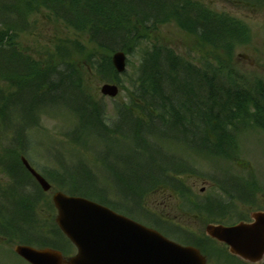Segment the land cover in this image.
<instances>
[{
  "label": "trees",
  "instance_id": "16d2710c",
  "mask_svg": "<svg viewBox=\"0 0 264 264\" xmlns=\"http://www.w3.org/2000/svg\"><path fill=\"white\" fill-rule=\"evenodd\" d=\"M18 1L19 3L3 4L0 7V16L3 17L0 20V57H6V61L9 62L7 69L1 70L0 65V79L17 86L19 92L21 90L27 92L26 95L33 96L29 106L20 105L23 113L22 121L27 117V113L34 114L38 106L35 100L40 93L45 97L43 106L48 104L49 93L61 89L66 91L67 96L74 94L81 102L84 101L80 93L82 89L80 64L84 67L90 65L95 67L98 64L96 58L99 57L103 61L99 67L101 74L107 76L110 81H119L111 64V55L122 42L124 44H121L120 48L130 53L134 47L150 40L148 37L151 30L170 21H175L184 29L193 30L196 26H200V32L206 37L211 34L208 27L212 26L213 29L216 25L211 22L207 14L206 16L190 15L192 20L187 23L189 12L187 13L183 0H39L56 18H62L76 32L88 34L92 45L88 48L77 39L58 40L59 43L55 45V51L50 59H46L44 64H41L34 62L31 55L26 57L21 51L14 49V45L7 41L12 39L10 32L13 33L16 26L6 20V9L12 6L17 12L16 17L20 14V5L30 2V0ZM226 21L221 19L216 25L221 39L218 45L210 49L218 63L213 67L208 65L197 68L181 59L166 45H154L145 49L138 76L129 81L133 90L128 94L129 101L125 105V110L121 111L120 136L111 128H107L103 122L102 126L100 119L97 118L113 142L126 139L131 141V144H135V149L138 151L142 149L147 153L148 150L160 152L155 144L172 143L168 141L170 138L165 139L155 135V127L164 125L181 128L184 132H192L193 135L198 131L197 137L190 141H182L184 146H175V151L178 153L185 148H191L197 152H205L206 157L235 159L232 152L236 147V137L244 127L249 126L264 131V83L261 79L251 80L244 73L237 72L221 61L222 52L228 56L227 59L233 56L234 44L229 35L249 36V30L238 23L235 24V28H229L230 24ZM240 41L241 39L238 38L237 42ZM58 57L59 61H57ZM75 58H78L77 61ZM14 62L26 67L23 78L19 73L13 74V71L19 70ZM192 74L198 78L195 85L186 80V76ZM77 79L79 84L76 83ZM182 80L185 81L180 88L178 82ZM182 89L186 90V95L182 93ZM178 95L186 96L188 104L177 99ZM0 115L3 118L7 117L5 106L0 107ZM84 122L85 128L82 132L99 135V131L93 128L90 120L87 124L86 121ZM123 124H126L127 128L132 126L133 131H124ZM17 134L20 137V133ZM75 144L84 146L87 142L78 141L76 138L74 146ZM15 151L8 149L5 156L0 159L4 172L12 179L11 195H7L8 198L23 192L25 183L31 180ZM112 159L110 163H104L109 182L107 183L118 186L120 184V188L126 186L133 192H138L140 202L145 196L156 193L167 195L169 200H172L173 196L183 198L186 195L191 202V195L188 193H191L192 189L187 186L185 179L189 178L190 174L193 175L194 170L188 163L173 158L168 162V167H164L146 153L140 158L143 161L141 163L138 162L140 160L136 162L130 159L121 160L118 156L113 161ZM21 172L25 176L20 174ZM79 194L84 195L82 192ZM17 196L21 201L20 194ZM34 205L35 200L25 198L19 208L20 212L17 213L15 207L9 208L12 216L19 217L18 220L21 222L19 225L2 216V208H0V225L5 227V235L10 238L17 237L27 244L62 247L58 235L47 233L48 224H42V228L46 227L42 232L35 230L36 220H32L35 216ZM140 207L149 211L145 204H141ZM203 208L207 212L204 216L207 221L213 220L214 216L218 217L214 213L218 205L209 202L205 203ZM200 215L198 219L203 216ZM159 216L161 219L164 214ZM151 220L157 221L154 218ZM189 243L200 248L205 254H208L207 248L214 246L207 238L189 239ZM228 261L225 259L223 262L225 264Z\"/></svg>",
  "mask_w": 264,
  "mask_h": 264
},
{
  "label": "rangeland",
  "instance_id": "374dc122",
  "mask_svg": "<svg viewBox=\"0 0 264 264\" xmlns=\"http://www.w3.org/2000/svg\"><path fill=\"white\" fill-rule=\"evenodd\" d=\"M202 1L217 11L221 10L229 12L233 16L242 19L251 28L252 34L250 35L251 39L248 41V44L239 46H237L238 44L233 45V57L229 58V60L227 59L228 56L222 52L223 57L221 61H224V64L230 65V67L237 72H244L251 80L261 79L264 83V6L249 5L242 7V2L234 1L229 3L227 0ZM10 3H12V0H10ZM15 3H19V1L17 0ZM21 6L26 8V13L20 9V14L16 15V17L13 15L14 13H17L15 11H13L10 16L6 14L8 19L16 27L12 31L13 33L10 32L12 39H5L8 43L14 45V49L21 51L26 57L31 55L32 58L39 62H44L46 59H50L52 53L55 51V45L58 44V40L60 41L61 39H77L86 47H92L88 34H84V32H76L67 24V22L63 21L62 18H56L48 8L43 6L41 1L30 0V2H25L20 5V7ZM30 9H35L36 11L33 12ZM23 20L24 23L21 26ZM208 29L212 30L210 26ZM187 33L189 32H186V29L181 28L175 21L158 25L156 29L151 30L148 37L150 40L141 43L138 47H134L130 51V54H128L129 63L127 67V76H119V81H110L107 76L101 74L99 67L103 64V61L99 57L96 58L98 64L95 67L92 65L84 67L80 64L82 69L80 80L82 87L81 91L84 93L86 105L91 109L95 102L98 101L101 103V105L104 106V111L101 112V114L105 115L107 125H111L112 121L117 116L115 111L116 107L120 108L121 105L126 104L128 94L133 90L129 81L138 76V70L143 61L144 51L147 47L152 48L154 45L169 46L181 59L191 63L197 68L207 67L208 65L210 67L218 65V63L213 60L214 58L207 57L208 55H215L212 54V50H210L213 46L206 45L202 47V45L198 43L197 38ZM122 41L123 40H121V42ZM121 44L124 43L122 42ZM121 44L119 45L121 46ZM120 46H118L117 50L121 49ZM201 48H205V50H201ZM6 59V57H0V65L2 66L1 70L7 69L9 62L8 60L6 61ZM77 59L78 58H75L76 61ZM57 61H59V57L57 58ZM14 63L18 65L19 70L13 71V74L19 73L21 78H23L24 74H26V67H23L21 64L19 65L17 62ZM186 80L193 83V85L198 82V78L193 74L186 76ZM78 81L79 79L76 80L79 84ZM183 81L185 80L178 82L180 88ZM105 83H113L119 87V94L115 98L104 97L101 94V87ZM25 93L21 90L19 92L18 87L12 85L9 81L6 82V80L0 79V107L5 106L6 111L8 108L6 107V104L8 106H13V108L17 110L19 103L12 105V99L15 97L22 99ZM182 93L186 95V90L182 89ZM62 94L66 96V105H72L74 107L80 105V102L76 99L74 94L67 96L66 91H63L62 89L49 93L48 97L57 104L59 96ZM185 97L178 95L177 99H181L188 104V99ZM15 100L19 99L15 98ZM193 101L194 99L192 102ZM10 111L9 108L11 119H6V117L3 118L0 115V154L3 148L9 146L8 144L10 140L13 139L15 131H17V128L13 126V124L21 121H19V114H13L11 116ZM75 116L76 114H71L69 112L65 113L63 111L58 113L41 111L36 115V121L34 123L32 122L24 129L21 128L20 137L22 140L20 142H14L11 150H16L15 152L19 159L21 155L25 156L38 171H58L61 166V161H63L65 167L58 173V176L61 179L76 180L77 185H82L78 190L80 188L88 190L89 188L83 186L86 183H90V180H84L86 177L74 167L75 161L77 160L75 157L82 156H78L75 153L73 146L70 143V139L68 138L69 136H67L76 125L77 120ZM83 117L85 118L86 115L84 114ZM86 119L90 120L89 117ZM86 119L84 121H86ZM31 120V117H29L27 121L30 122ZM4 121L10 124L8 131L5 130V127L2 125ZM117 126L119 128L121 127V117ZM122 128L124 131H133L132 126H128L127 128L126 124H123ZM82 131L83 130L81 129L77 132L75 131L74 135L76 137L80 135V139L89 142V147L92 151L96 153H102L104 151L107 155L113 157L119 155L118 157L121 158V160L130 159L136 162V160H140V158L146 153L148 157L151 156V159L158 164H163L169 162L173 156L165 151L153 152L148 150L149 153L144 152L142 149L138 151L135 149V144H131V141L126 139H121V142L115 143L109 136H96ZM154 132L156 133L155 135L159 137L165 139L174 138L180 141H190L199 134L198 131L193 135L192 132H184L181 128L166 127L164 125H157ZM236 140L238 147L235 156L239 160L237 163L222 159H194L192 160V165L195 167V171L198 172V174H190L189 179H185V183L193 188V200L200 202L205 198L219 197L218 199L221 198V200L225 202L227 195L225 196L222 194L223 190H221L220 185L226 186L225 188L228 191L235 194V190L232 188L233 183H245L251 181L255 184L254 186H251V189L248 192L254 200V203L252 204L253 206L245 205L240 201L235 200L234 205L236 208L238 207V209L235 208V211L233 209L232 214L234 216V212L237 210L243 215H250V213L256 209L255 206L264 205V131L245 127L239 133L238 137H236ZM27 141H30V147L26 146ZM150 147L154 148L152 146ZM48 149L51 151L47 152L46 150ZM64 155L66 159L64 158ZM87 156L90 158L93 157L90 153H88ZM138 162L141 163L143 161L140 160ZM86 163L90 164L89 161H86ZM150 165L152 166V163ZM94 168L95 166L93 169ZM3 171L4 170L0 166V186L2 189H5L10 181L7 176L8 173H4ZM57 181L61 183L60 180L57 179ZM58 182L52 181L53 190L41 197L42 199L39 204L37 203L38 206L36 207V210H34V212L39 215V224L41 227L42 222H48V224L51 223L53 211L46 210V204L52 202V196L56 191L61 190L56 184ZM119 186L121 187L120 184ZM98 188L101 189L102 187L98 184ZM113 189L120 196L121 190L123 194L128 193L130 195V192L126 189H119L117 187H113ZM25 191L27 194H30V192L36 193L37 189L35 185L30 184ZM28 196L30 197V195ZM107 199L110 200L111 203H118L117 206L119 208H123V205H120L121 198L115 195L114 192L113 195L111 193ZM134 201L140 205L145 204L147 208L156 213L163 212L171 218H176L178 213H182L179 206L180 200L177 196L174 197L173 204L168 210L165 209L166 200L161 195L150 197L145 196L141 202H139L138 199ZM124 209L128 210L129 207L124 206ZM134 213L135 216L142 218L137 212ZM195 213L196 211L194 210L188 211V216L186 217L187 221L182 222L197 235L202 236L205 232L207 220L205 219L204 214L198 219L195 217ZM234 219L235 217H230L228 221H234ZM16 223L18 225L21 224L20 220H17ZM40 226L35 225L36 228H40ZM3 229H5V227L0 225L1 234H3L1 232ZM11 239L14 241L13 244L8 243L7 238L0 235V264H26L12 254L14 244H18L17 242L20 241L17 237H12ZM209 264H220L215 258L213 252L211 253V256L209 255Z\"/></svg>",
  "mask_w": 264,
  "mask_h": 264
},
{
  "label": "water",
  "instance_id": "95a60500",
  "mask_svg": "<svg viewBox=\"0 0 264 264\" xmlns=\"http://www.w3.org/2000/svg\"><path fill=\"white\" fill-rule=\"evenodd\" d=\"M112 63L119 73L126 69V55L116 52ZM105 95L116 96L118 88L106 84ZM27 169L44 190L49 184L23 159ZM59 209L57 222L77 245L79 253L64 260L52 249L36 250L17 246L15 251L32 264H206L193 247H181L154 230L147 229L109 209L81 198L62 193L54 196ZM253 224L241 223L232 228L209 225L207 234L230 246V252L250 262H258L264 255V212L252 215Z\"/></svg>",
  "mask_w": 264,
  "mask_h": 264
}]
</instances>
